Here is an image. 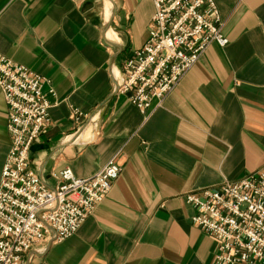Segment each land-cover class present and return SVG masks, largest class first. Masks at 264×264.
Listing matches in <instances>:
<instances>
[{
    "label": "crops",
    "instance_id": "crops-1",
    "mask_svg": "<svg viewBox=\"0 0 264 264\" xmlns=\"http://www.w3.org/2000/svg\"><path fill=\"white\" fill-rule=\"evenodd\" d=\"M215 3L227 45L210 44L143 115L117 88L147 41L152 0H0V54L54 92L31 170L52 190L65 169L91 178L114 156L121 168L73 236L51 232L23 264H215L217 244L184 197L264 167V0ZM9 149L0 90V179Z\"/></svg>",
    "mask_w": 264,
    "mask_h": 264
},
{
    "label": "built area",
    "instance_id": "built-area-1",
    "mask_svg": "<svg viewBox=\"0 0 264 264\" xmlns=\"http://www.w3.org/2000/svg\"><path fill=\"white\" fill-rule=\"evenodd\" d=\"M152 4L147 41L123 60L117 88L143 115L161 106L210 44L228 43L215 0ZM0 90L10 139L0 179V264H23L51 232L55 243L73 236L106 198L121 168L114 156L91 178H75L65 169L53 175L58 185L48 189L31 170L29 152L51 125L50 81L0 54ZM184 201L195 211L192 224L217 244L215 264H264V167L187 194Z\"/></svg>",
    "mask_w": 264,
    "mask_h": 264
},
{
    "label": "rangeland",
    "instance_id": "rangeland-1",
    "mask_svg": "<svg viewBox=\"0 0 264 264\" xmlns=\"http://www.w3.org/2000/svg\"><path fill=\"white\" fill-rule=\"evenodd\" d=\"M110 31H111V30H110ZM111 32H112V31H111ZM114 36H116V35L114 34ZM114 36H113V37H114Z\"/></svg>",
    "mask_w": 264,
    "mask_h": 264
}]
</instances>
